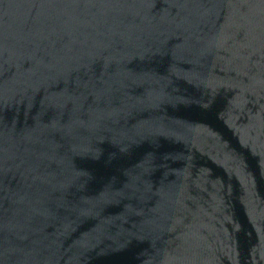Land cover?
Masks as SVG:
<instances>
[{
  "label": "water",
  "instance_id": "water-1",
  "mask_svg": "<svg viewBox=\"0 0 264 264\" xmlns=\"http://www.w3.org/2000/svg\"><path fill=\"white\" fill-rule=\"evenodd\" d=\"M0 264H264V0H0Z\"/></svg>",
  "mask_w": 264,
  "mask_h": 264
}]
</instances>
